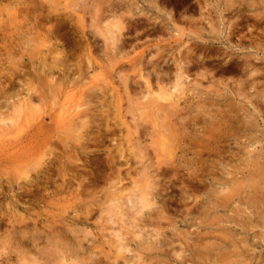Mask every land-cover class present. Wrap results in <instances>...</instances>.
I'll list each match as a JSON object with an SVG mask.
<instances>
[{"label": "rangeland", "instance_id": "374dc122", "mask_svg": "<svg viewBox=\"0 0 264 264\" xmlns=\"http://www.w3.org/2000/svg\"><path fill=\"white\" fill-rule=\"evenodd\" d=\"M0 14V264H264V0H1Z\"/></svg>", "mask_w": 264, "mask_h": 264}, {"label": "bare ground", "instance_id": "6f19581e", "mask_svg": "<svg viewBox=\"0 0 264 264\" xmlns=\"http://www.w3.org/2000/svg\"><path fill=\"white\" fill-rule=\"evenodd\" d=\"M47 1H48V0H47ZM0 2H1V0H0ZM2 2L4 3V1H2ZM14 2H15V1H14ZM18 2H19V1H18ZM227 2H228V1H227ZM22 3H23V2H22ZM35 3H36V2H35ZM233 3H234V2H233ZM25 5H26V4H25ZM39 5H40V4H39ZM18 6H19V5H18ZM28 6H29V5H28ZM40 6H42V5H40ZM21 7H23V6H21ZM29 7L31 8V4H30ZM9 8H10V7H9ZM9 8H8V9H9ZM224 8H225V6H224ZM226 8H227V7H226ZM8 9H7V10H8ZM12 9H15V7L12 8ZM16 9H17V8H16ZM32 9H33V8H32ZM48 9H49V8H48ZM34 10H35V9H33V11H34ZM239 10H240V9H239ZM33 11H32V12H33ZM42 12H43V11H42ZM92 13H93V12H92ZM20 14H21V13H20ZM41 14H42V13H41ZM0 15H1V14H0ZM3 15H4V14H3ZM255 15H256V14H255ZM255 15H254V16H255ZM45 16H46V15H44V17H45ZM5 17H6V16H5ZM15 17H16V16H15ZM44 17L42 16V19H44ZM256 17H257V16H256ZM6 18H7V17H6ZM40 18H41V16H40ZM45 18H46V17H45ZM60 18H61V17H60ZM65 18H66V17H65ZM250 18H251V17H250ZM47 19H48V18H47ZM49 19H50V18H49ZM55 19H56V18H55ZM44 21H45V20H44ZM1 22H3V21H1ZM10 22H11V21H10ZM10 22H9V23H10ZM17 22H18V20H17ZM46 22H47V21H46ZM62 22H63V21H62ZM81 22H82V21H81ZM7 23H8V22H7ZM26 23H27V22H26ZM26 23H25V24H26ZM64 23H65V22H64ZM64 23H63V24H64ZM109 23H110V22H109ZM112 23H113V22H112ZM20 24H21V22H20ZM60 24H61V23H60ZM68 24H69V23H68ZM82 24H83V23H82ZM250 24H251V23H250ZM7 25H8V24H7ZM13 25H14V24H13ZM21 25H23V24H21ZM21 25H20V26H21ZM29 25H30V24H29ZM29 25H27V26H29ZM118 25H121V24H118ZM64 26H65V25H64ZM83 26H84V25H83ZM245 26H246V25H245ZM24 27H25V29H26V26H24ZM36 27H37V26H36ZM100 27H101V25H100ZM108 27H109V26H108ZM119 27H120V26H119ZM7 28H8V27H7ZM20 28H22V27H20ZM20 28H19V30H22V29H20ZM27 28H28V27H27ZM101 28H102V27H101ZM2 29H3V28H2ZM12 29H13V28H12ZM16 29H17V28H16ZM25 29H23V30H25ZM31 29H32V28H31ZM113 29H114V28H113ZM26 30H27V29H26ZM41 30H42V29H41ZM85 30H86V29H85ZM95 30H96V28H95ZM97 30H99V29H97ZM154 30H155V29H154ZM27 31H28V30H27ZM27 31H26V32H27ZM29 31H30V30H29ZM38 31H39V30H38ZM38 31H37V32H38ZM45 31H47V30H45ZM83 31H84V30H83ZM89 31H90V30H89ZM110 31H111V30H110ZM8 32H9V31H8ZM12 32H13V31H12ZM30 32H31V31H30ZM35 32H36V31H35ZM37 32H36V33H37ZM51 32H53V31H51ZM56 32H57V30H56ZM73 32H74V31H73ZM93 32L96 33V31H93ZM106 32H107V31H106ZM106 32H105V33H106ZM31 33H32V32H31ZM48 33H49V32H48ZM53 33H55V31H54ZM18 34H19V33H18ZM33 34H34V33H33ZM50 34H51V33H50ZM107 34H108V33H107ZM112 34H113V33H112ZM20 35H21V34H20ZM24 35H25V34L23 33V36H24ZM45 35H46V34H45ZM53 35H55V34H53ZM56 35H57V34H56ZM56 35H55V36H56ZM77 35H78V34H77ZM83 35H84V33H83ZM87 35H88V34H87ZM23 36H22V37H23ZM38 36H40V35H38ZM49 36H50V35H49ZM55 36H54V38H56ZM78 36H79V35H78ZM96 36H97V35H96ZM102 36H103V35H102ZM25 37H26V36H25ZM47 37H48V34L46 35V38H47ZM87 37L89 38V36H87ZM91 37L93 38V36H91ZM15 38H16V37H15ZM19 38H20V37H19ZM41 38H42V37H41ZM43 38H44V36H43ZM52 38H53V37H52ZM73 38H74V37H73ZM100 38H101V37H100ZM104 38H105V37L103 36V40H104ZM30 39H31V38H30ZM32 39H33V38H32ZM39 39H40V38H38V40H39ZM47 39H48V38H47ZM200 39H202V38H200ZM228 39H229V38H228ZM19 40H20V39H19ZM19 40H18V41H19ZM27 40H28V39H27ZM27 40H26V41H27ZM35 40H36V39H35ZM43 40H44V39H43ZM216 40H217V39H216ZM218 40H219V39H218ZM229 40H230V39H229ZM229 40H228V41H229ZM22 41L24 42V40H22ZM22 41H21V42H22ZM107 41H108V40H107ZM23 42H22V43H23ZM30 42H31V41H30ZM44 42H46V41H44ZM75 42H77V41H75ZM75 42H74V43H75ZM79 42H80V41H79ZM230 42H231V41H230ZM17 43H18V42H17ZM36 43H37V42H36ZM72 43H73V42H72ZM109 43H110V42H109ZM111 43H112V41H111ZM18 44H19V43H18ZM28 44H29V42H28ZM33 44H34V43H33ZM40 44H41V43H40ZM40 44L38 43L37 45L40 46ZM77 44H78V43H77ZM80 44H81V43H79L78 45H80ZM122 44H123V43H122ZM12 45H13V44H12ZM19 45H21V44H19ZM37 45H36V46H37ZM75 45H76V44H75ZM90 45H92V44H90ZM98 45H99V44H98ZM107 45H108V44H107ZM240 45H242V44H240ZM240 45H239V46H240ZM15 46H17V45L15 44ZM22 46H23V45H22ZM28 46H29V45H28ZM41 46H42V45H41ZM80 46H83V45H80ZM80 46H78V47L80 48ZM118 46H119V45H118ZM32 47H33V46H32ZM32 47H31V48H32ZM69 47H70V46H69ZM78 47H77V48H78ZM86 47H88V46H86ZM109 47H110V45H109ZM123 47H124V46H123ZM12 48H13V47H12ZM26 48H27V47H26ZM42 48H43V47H42ZM48 48H49V47H48ZM70 48H71V47H70ZM72 48H73V47H72ZM74 48H76V47H74ZM74 48H73V49H74ZM79 48H78V49H79ZM82 48H83V47H82ZM115 48H116V47H115ZM115 48H114V51H115ZM118 48H120V47H118ZM165 48H166V47H165ZM18 49H19V48H18ZM49 49H50V48H49ZM80 49H81V48H80ZM84 49H85V48H84ZM110 49H111V48H110ZM122 49H123V48H122ZM20 50H22V49H20ZM26 50H27V49H26ZM32 50H33V49H32ZM34 50H36V49H34ZM38 50H39V49H38ZM36 51H37V50H36ZM77 51H80V50H76V52H77ZM81 51H84V50L81 49ZM108 51H110V50H108ZM122 51H123V50H122ZM164 51H165V49H164ZM13 52H14V51H13ZM24 52H25V49H24ZM26 52H28V51H26ZM31 52H32V51H31ZM43 52H44V51H43ZM43 52H42V53H43ZM48 52H49V51H48ZM50 52H51V51H50ZM73 52H74V51H73ZM76 52H74V53H76ZM88 52H90V51H88ZM92 52H93V51H92ZM117 52H118V51H117ZM158 52H159V51H158ZM59 53H60V52H59ZM39 54H40V53H39ZM39 54H38V55H39ZM79 54H80V53H79ZM83 55H84V54H83ZM119 55H120V54H119ZM76 56H77V55H76ZM109 56H110V55H109ZM116 56H117V54H116ZM30 57H31V56H30ZM111 57H112V56H111ZM123 57H124V56H123ZM53 58H54V57H53ZM76 58H77V57H76ZM116 58H117V57H116ZM116 58H115V60L117 61ZM118 58H119V57H118ZM124 58H125V57H124ZM185 58H186V57H184V59H185ZM3 59H4V57H3ZM9 59H10V58H9ZM27 59H28V58H27ZM59 59L61 60V58H59ZM78 59H79V58H78ZM125 59H126V58H125ZM133 59H134V58H133ZM135 59H136V58H135ZM28 60H29V59H28ZM43 60H44V59H43ZM45 60H46V59H45ZM56 60H57V59H56ZM57 61H58V60H57ZM111 61H113V60L111 59L110 62H111ZM116 61H115L114 63H116ZM122 61H123V60H122ZM126 61H128V60H126ZM130 61H131V60H130ZM191 61H192V60H191ZM9 62H11V60H10ZM22 62H23V61H22ZM134 62H136V61L134 60ZM1 63H2V62H1ZM27 63H28V61H27ZM55 63H56V62H55ZM112 63H113V62H112ZM141 63H142V62H141ZM30 64H33V63L30 62ZM30 64H29V65H30ZM45 65H46V64H45ZM53 65H54V64H53ZM74 65H75V64H74ZM89 65H90V64H89ZM117 65H118V64H117ZM129 65H130V64H129ZM32 66H33V65H32ZM131 66H132V65H131ZM10 67H11V64H10ZM48 67H49V66H48ZM50 67H51V66H50ZM53 67H54V66H52V68H53ZM59 67H60V66H59ZM59 67H58V68H59ZM119 67H121V65H120ZM137 67H138V65H137ZM152 67H153V66H152ZM52 68H51V69H52ZM56 68H57V67H56ZM113 68H114V67H113ZM171 68H172V67H171ZM41 69H42V68H41ZM43 69H44V67H43ZM43 69H42V70H43ZM140 69H141V68H140ZM157 69H158V68H157ZM128 70H129V69H128ZM165 70H166V69H165ZM165 70H164V71H165ZM182 70H183V69H182ZM185 70H186V69H185ZM185 70H184V71H185ZM189 70H190V69H189ZM13 71H14V70H13ZM44 71H47V70H44ZM50 71H51V70H50ZM179 71H180V70H179ZM179 71H177V72H179ZM184 71H183V72H184ZM14 72H15V71H14ZM14 72H13V73H14ZM173 72H174V71H173ZM40 73H41V72H40ZM40 73H37V72H36V74H38V76L40 75ZM42 73H43V72H42ZM154 73H155V72H154ZM170 73H171V72H170ZM43 74H44V73H43ZM155 74H156V73H155ZM174 74H176V73L174 72ZM179 74H180V73H179ZM46 75H47V73H46ZM48 75H49V73H48ZM52 75H53V74H52ZM54 75H55V74H54ZM160 75H161V74H160ZM33 76H34V75H33ZM35 76H36V75H35ZM65 76H66V75H65ZM127 76H128V75H127ZM157 76H158V75H157ZM175 76H178V77H179V75H175ZM180 76H181V78H182V75H180ZM5 77H6V76H5ZM5 77H4V78H5ZM9 77H11V76H9ZM36 77H37V76H36ZM41 77H42V76H41ZM44 77H45V75H44ZM44 77H43V79H45ZM120 77H121V76H120ZM122 77H125V75L122 76ZM162 77H163V76H162ZM12 78H14V76H13ZM32 78H33V77H32ZM57 78H59V77H57ZM125 78H126V77H125ZM128 78H129V77H128ZM156 78H157V77H156ZM181 78H180V79H181ZM33 79H34V78H33ZM64 79H65V78H64ZM132 79H133V78H132ZM178 79H179V78H178ZM7 80H8V79H7ZM34 80H35V79H34ZM36 80H37V79H36ZM36 80H35V81H36ZM39 80H40V79H39ZM56 80H58V79H56ZM56 80H55V81H56ZM62 80H63V78H62ZM127 80H129V79H127ZM173 80H174V79H173ZM175 80H176V79H175ZM40 81H41V80H40ZM44 81H45V80H44ZM125 81H126V80H125ZM125 81H124V82H125ZM168 81H169V80H168ZM180 81H181V80H180ZM11 83H12V82H11ZM53 83H54V82H53ZM178 83H179V82H178ZM180 83H181V82H180ZM36 84H39V83H36ZM40 84H41V83H40ZM40 84H39V85H40ZM44 84H45V83H44ZM39 85H38V87H39ZM49 85H50V84H49ZM127 85H128V84H127ZM173 85H174V84H173ZM3 86H4V85H3ZM10 86H11V85H10ZM13 86H14V85H13ZM129 86H130V85H129ZM129 86H128V87H129ZM137 86H138V85H137ZM50 87H51V86H50ZM50 87H49V88H50ZM74 87H75V86H74ZM27 89H28V88H27ZM36 89H37V88H36ZM52 89H53V88H52ZM54 89H55V88H54ZM173 89H174V88H173ZM1 90H2V88H1ZM55 90H56V89H55ZM55 90H54V91H55ZM130 90H131V89H130ZM171 90H172V89H171ZM8 91H10V90L8 89L7 92H8ZM87 91L89 92V90H87ZM167 91H168V90H167ZM50 92H51V89L49 90L48 93H50ZM92 92H95V91H92ZM152 92H153V90H152ZM32 93H33V92H32ZM34 93H35V92H34ZM28 94H29V93H28ZM30 94H31V93H30ZM35 94H36V93H35ZM37 94H38V93H37ZM50 94H51V93H50ZM149 94H150V93H149ZM95 95H96V94H95ZM7 96H8V95H7ZM36 96H37V95H35V97H36ZM7 98H8V97H7ZM27 98H28V97H27ZM37 98H38V97H37ZM52 98H53V97H52ZM153 98H154V97H153ZM0 99H1V98H0ZM46 100H47V99H46ZM152 100H153V99H152ZM155 100H156V99H155ZM40 101H41V100H40ZM47 101H48V100H47ZM156 101H157V100H156ZM42 103H43V102H42ZM174 103H175V102H174ZM43 104H44V103H43ZM79 104H81V103H79ZM30 105H31V104H30ZM85 105H86V104H85ZM41 106H42V104H41ZM81 106H83V105H81ZM81 106L78 105L77 108H79V107H81ZM86 106H87V105H86ZM86 106H84V108H83L84 111L86 110V109H85ZM72 110H74V109H72ZM72 110H71V111H72ZM152 110H153V109H152ZM161 110H162V109H161ZM163 110H164V109H163ZM163 110H162V111H163ZM84 111H83V112H84ZM153 111H154V110H153ZM167 111H168V110H167ZM80 112H81V111H80ZM156 112H157V111H156ZM81 113H82V112H81ZM81 113H80V114H81ZM74 114H75V113H74ZM86 114H87V113H86ZM162 114H163V113H162ZM81 115H84V114L82 113ZM151 115H152V114H151ZM172 115H173V114H172ZM91 116H92V115H91ZM3 117H5V116H3ZM79 117H83V116H80V115H79ZM85 117H87V116H85ZM162 117H163V116H162ZM74 118H75V117H74ZM83 118H84V117H83ZM153 118H154V117H153ZM71 119H72V118H71ZM142 119H143V118H142ZM156 119H157V118H156ZM74 120H75V122H76V119H73V121H74ZM71 121H72V120H71ZM180 121H181V120H180ZM2 122H3V121H2ZM2 122H1V123H2ZM69 122H70V120H69ZM77 122H79V121H77ZM77 122H76V123H77ZM106 122H107V121H106ZM219 122H220V121H219ZM71 123H72V122H71ZM30 124H31V123H30ZM67 124H68V123H67ZM67 124H66V125H67ZM84 124H85V123H84ZM101 124H102V123H101ZM225 124H226V123H225ZM2 125H3V124H2ZM8 125H9V124H8ZM68 125H69V124H68ZM68 125H67V126H68ZM71 125H72V124H71ZM74 125H75V124H74ZM81 125H82V123H81ZM152 125H153V124H152ZM158 125H160V124H158ZM158 125H157V126H158ZM172 125H173V124H172ZM67 126H66V127H67ZM72 126H73V125H72ZM77 126L79 127V125H77ZM219 126H220V125H219ZM85 127H86V126H85ZM137 127H139V126H137ZM225 127H226V126H225ZM38 128H39V127H38ZM73 128H74V127H73ZM83 128H84V127H83ZM140 128H141V127H140ZM207 128H208V127H207ZM220 128H221V126H220ZM84 129H85V128H84ZM217 129H219V127H218ZM70 130H71V129H70ZM72 130H73V129H72ZM77 130H78V128H77ZM77 130H76V131H77ZM165 130H166V129H165ZM64 131L67 132V130H64ZM80 132H81V130H80ZM158 132H159V131H158ZM70 134H71V133H70ZM100 134H101V132H100ZM171 134H172V133H171ZM83 135H84V134H83ZM178 135H179V134H178ZM85 136H86V134H85ZM212 136H213V135H212ZM72 137H73V136H72ZM82 137L84 138V136H82ZM121 137H122V136H121ZM96 138H97V136H96ZM98 138H100V137L98 136ZM167 138H168V137H167ZM177 138H178V137H177ZM212 138H213V137H212ZM214 138H215V137H214ZM214 138H213V139H214ZM61 139H62V137H61ZM67 139H69V138H67ZM84 139H86V138H84ZM171 139H172V138H171ZM175 139H176V138H175ZM175 139H174V140H175ZM19 140H20V139H19ZM70 140H71V137H70ZM86 140H87V139H86ZM86 140H85V141H86ZM89 140H90V139H89ZM201 140H202V139H201ZM22 141H23V140H22ZM35 141H36V140H35ZM62 141H64V140L62 139ZM62 141H61V142H62ZM74 141H75V140H74ZM176 141H177V140H176ZM53 142H55V139H54ZM82 142H83V141H82ZM200 142H201V141H200ZM202 142H203V141H202ZM17 143H18V142H17ZM20 143H21V142H20ZM51 143H52V142H51ZM72 143H73V142H72ZM159 143H160V141H159ZM208 143H209V142H208ZM208 143H207V144H208ZM53 144H55V143H53ZM64 144H65V143H64ZM75 144H77V143H75ZM83 144H84V143H83ZM194 144H195V142H194ZM196 144H197V143H196ZM56 145H57V144H56ZM62 145H63V144H62ZM62 145H61V146H62ZM85 145H86V144H85ZM158 145H159V144H158ZM168 145H169V144H168ZM76 146H77V145H76ZM78 146H80V144H79ZM78 146H77V147H78ZM30 147H31V146H30ZM52 147H53V146H52ZM81 147H83V146H81ZM123 147H124V146H123ZM40 148H41V147H40ZM48 148H49V147H48ZM48 148H47V150H48ZM64 149H65V147H64ZM64 149H63V151H64ZM77 149H78V148H77ZM39 150L41 151V149H39ZM47 150H46V151H47ZM50 150H51V149H50ZM61 150H62V149H61ZM79 150H80V148H79ZM81 150H82V148H81ZM24 151H25V150H24ZM27 151H28V150H27ZM63 151H62V152H63ZM72 151H73V149L71 150V152H72ZM75 151H76V150H75ZM82 151H83V150H82ZM156 151H157V150H156ZM31 152H32V151H31ZM48 152H49V151H48ZM56 152H57V151H56ZM66 152H67V151H66ZM66 152H64V153L66 154ZM68 152H69V151H68ZM77 152H78V151H77ZM77 152H76V153H77ZM157 152H158V151H157ZM160 152H161V151H159L158 153L160 154ZM167 152H168V151H167ZM167 152H166V153H167ZM14 153H15V152H14ZM22 153H23V152H22ZM22 153H21V154H22ZM29 153H30V152H29ZM45 153H46V152H45ZM45 153H44V154H45ZM52 153H53V152H52ZM74 153H75V152H74ZM24 154H25V153H24ZM27 154H28V153H27ZM42 154H43V153H42ZM48 154H50V153H48ZM62 154H63V153H62ZM77 154H78V153H77ZM126 154H127V153H126ZM28 155H30V154H28ZM36 155H37V154H36ZM39 155H40V154H39ZM46 155H47V154H46ZM46 155H44V156H46ZM82 155H83V154H82ZM116 155H117V154H116ZM160 155H161V154H160ZM167 155H168V153H167ZM47 156H48V155H47ZM62 156H63V155H62ZM64 156H65V155H64ZM76 156H77V155H76ZM78 156H79V155H78ZM78 156H77V157H78ZM10 157H12V155H11ZM31 157H32V156H31ZM33 158H34V157H33ZM74 158L76 159V157H74ZM78 158H79V157H78ZM122 158H124V157H122ZM166 158H167V157H166ZM10 159L13 160V158H10ZM31 159H32V158H31ZM63 159H64V158H63ZM79 159H80V158H79ZM117 160H118V159H117ZM29 161H30V160H29ZM65 161H66V160H65ZM73 161H74V160H73ZM148 161H149V160H148ZM18 162H19V161H18ZM25 162H26V161H25ZM42 162H43V161H42ZM11 163H12V162H11ZM13 163H14V162H13ZM74 163H75V162H74ZM102 163H103V162H102ZM114 163H115V162H114ZM28 165H29V164H28ZM56 165H57V164H56ZM150 165H151V164H150ZM34 166H35V165H34ZM66 166H67V165H65V167H66ZM71 166H73V165H71ZM71 166H70V167H71ZM92 166H93V165H92ZM148 166H149V165H148ZM29 167L31 168V166H29ZM50 167H51V166H50ZM58 167H59V166H58ZM257 167H258V166H257ZM30 168H29V169H30ZM35 168H36V166H35ZM68 168H69V167H68ZM71 168H72V167H71ZM143 168H144V167H143ZM56 169H57V168H56ZM109 169H110V168H109ZM149 170H150V169H149ZM54 172H55V171H54ZM158 172H159V171H158ZM60 173H61V172H60ZM89 173H90V172H89ZM159 173H160V172H159ZM153 174H154V173H153ZM255 174H256V173H255ZM255 174H254V175H255ZM257 174H258V173H257ZM54 175H55V174H54ZM158 175H159V174H158ZM188 176H189V174H188ZM194 176H195V175H194ZM140 177H141V176H140ZM196 177H197V176H196ZM49 178H51V177H49ZM49 178H48V179H49ZM68 178H69V177H68ZM88 178H90V177H88ZM154 178H155V177H154ZM194 178H195V177H194ZM72 179H73V178H72ZM157 179H158V178H157ZM188 179H189V177H188ZM197 179H198V178H196V180H197ZM247 179H248V178H247ZM250 179H251V178H250ZM260 179H261V178H260ZM52 180H53V179H51V181H52ZM56 180H57V179H56ZM154 180H155V179H154ZM190 180H191V179H190ZM233 180H234V179H233ZM251 180H252V179H251ZM53 181H54V180H53ZM152 181H153V180H152ZM191 181H193V180H191ZM197 181H198V180H197ZM199 181H201V180H199ZM241 181H242V180H241ZM49 182H50V180H49ZM72 183H73V182H72ZM153 183H155V182H153ZM244 183H245V182H244ZM91 184H92V183H91ZM107 184H108V183H107ZM149 184H151V183H149ZM149 184H148V185H149ZM192 184H193V183H192ZM197 184H198V183H197ZM248 184H250V183H248ZM52 185H55V184H52ZM68 185H70V184H68ZM148 185H147V183H146V186H148ZM238 185H239V184H238ZM257 185H258V184H257ZM92 186H93V185H92ZM191 186H192V185H191ZM233 186H234V185H233ZM53 187H54V186H53ZM58 187L60 188V186H58ZM64 187H66V186H64ZM151 187H152V186H151ZM229 187H230V186H229ZM237 187H238V186H237ZM247 187H249V185H247ZM253 187H256V186L254 185V186H252V188H253ZM55 188H56V187H55ZM68 188H69V187H68ZM87 188H88V187H87ZM232 188H235V187H232ZM252 188H251V190L255 191V189H252ZM148 189H150V188H148ZM153 189H154V187H153ZM235 189H236V188H235ZM243 189H245V188H243ZM27 190H28V189H27ZM56 190H57V188H56ZM150 190H151V189H150ZM150 190H149V191H150ZM233 190H234V189H233ZM248 190H249V189H248ZM257 190H258V189H257ZM202 191H203V189H202ZM231 191H232V190H231ZM235 191L237 192L238 190H235ZM239 191H240V188H239ZM61 192H62V191H61ZM186 192H187V191H186ZM242 192H243V190H242ZM263 192H264V191H263ZM59 193H60V192H59ZM59 193H58V194H59ZM67 193H68V192H67ZM88 193H89V192H88ZM149 193H150V192H149ZM238 193H239V192H238ZM261 193H262V192H261ZM261 193H260L259 195H261ZM55 194H56V193H55ZM229 194H231V192H230ZM249 194H250V193H249ZM252 194H253V192H252ZM252 194H251L250 197H252ZM77 195H78V194H77ZM147 195H148V194H147ZM152 195H153V194H152ZM148 196H149V195H148ZM155 196H156V195H155ZM234 196H236V195H234ZM234 196H233V197H234ZM241 196H242V195H241ZM257 196H258V195H257ZM261 196H262V195H261ZM73 197H74V196H73ZM83 197H84V196H83ZM120 197H121V196H120ZM125 197H126V196H125ZM233 197H232V199H233ZM250 197H249V199H250V201H251L252 198H250ZM263 197H264V196H263ZM263 197L260 198V196H259V198H260L261 200H262ZM126 198H127V197H126ZM126 198H125V199H126ZM145 198H148V197H145ZM153 198H154V197H153ZM224 198H226V197H224ZM244 198H246V197H244ZM259 198L257 197V199H258L259 201H261ZM73 199H74V198H73ZM117 199H118V198H117ZM117 199H116V200H117ZM136 199H137V198H136ZM219 199H220V198H219ZM241 199H242V198H241ZM257 199H256V200H257ZM60 200H61V199H60ZM82 200H83V199H82ZM92 200H93V199H92ZM114 200H115V199H114ZM116 200H115V201H116ZM120 200H121V199H120ZM128 200H129V199H128ZM128 200H127V201H128ZM146 200H147V199H146ZM148 200H149V198H148ZM253 200H254V199H253ZM253 200H252V201H253ZM76 201H77V200H76ZM84 201H85V199H84ZM152 201H153V200H152ZM220 201H221V199H220ZM222 201H225V200H222ZM244 201H245V200H244ZM250 201H248V202H250ZM252 201H251V203H252ZM259 201H258V202H259ZM64 202H65V201H64ZM74 202H75V201H73V203H74ZM82 202H83V201H82ZM120 202H121V201H120ZM123 202H126V201H123ZM148 202H149V201H148ZM232 202H233V201H232ZM241 202H243V201H241ZM258 202L256 203V201H255L256 204H258ZM79 203H80V205H81V202H79ZM83 203H84V202H83ZM111 203L113 204V202H111ZM136 203H137V202H136ZM152 203H153V202H152ZM213 203H214V202H213ZM221 203H222V202H221ZM226 203H227V202H226ZM97 204H98V203H97ZM97 204H96V205H97ZM117 204H118V203H117ZM125 204L127 205V203H125ZM204 204H205V203H204ZM216 204H218V202H217ZM243 204H245V202H244ZM260 204H261V202H260ZM77 205H78V204H77ZM93 205H94V204H93ZM121 205H122V204H121ZM121 205H120V208L122 207ZM139 205H141V204H139ZM145 205H147V203H146ZM148 205H149V204H148ZM148 205H147V206H148ZM150 205H151V204H150ZM150 205H149V206H150ZM223 205H224V204H222V206H223ZM249 205H250V204H249ZM87 206H88V205H87ZM87 206H86V208H87ZM142 206H143V204H142ZM209 206H210V204H209ZM224 206H226V205H224ZM252 206H253V205H252ZM262 206H264V205H262ZM262 206H261V207H262ZM143 207H144V206H143ZM255 207H257V206H255ZM258 207L261 209V207H260L259 205H258ZM125 208H126V207H125ZM156 208H157V207H156ZM197 208H198V207H197ZM224 208H225V207H224ZM104 209H105V208H104ZM116 209H118V208H116ZM123 209H124V208H123ZM136 209H137V208H136ZM144 209H145V207H144ZM151 209H152V208H151ZM252 209H253V208H252ZM114 210H115V209H114ZM126 210H127V208H126ZM140 210H141V208H140ZM149 210H150V209H149ZM154 210H155V209H154ZM88 211H89V210H88ZM91 211H92V210H91ZM101 211H102V210H101ZM120 211H121V210H120ZM120 211H119V212H120ZM124 211H125V209H124ZM124 211H123V212H124ZM151 211H152V210H151ZM89 212H90V211H89ZM121 212H122V211H121ZM125 212H126V211H125ZM141 212H142V211H141ZM148 212H149L148 214L151 213L150 211H148ZM236 212H237V211H236ZM261 212H262V211H261ZM76 213H77V212H76ZM108 213H109V212H108ZM116 213H117V212H116ZM155 213H156V211H155ZM250 213H251V212H250ZM90 214H91V213H90ZM125 214H126V213H125ZM153 214H154V213H153ZM206 214H208V213L206 212ZM234 214L237 216L238 213H235V212H234ZM246 214H248V213H246ZM75 215H76V214H75ZM81 215H82V214H81ZM151 215H152V214H150V216H151ZM157 215H158V214H157ZM235 215H234V217H233L234 219L237 218ZM240 215H241V214H240ZM252 215H253V214H252ZM238 216H239V215H238ZM81 217H82V216H81ZM158 217H159V216H158ZM246 217H247V216H246ZM248 217H249V216H248ZM74 218H77V217H73V219H74ZM205 218H206V216H205ZM205 218H204V219H205ZM229 218H230V217H229ZM233 218H232V219H233ZM238 218H240V217H238ZM79 219H80V218H79ZM83 219H84V218H83ZM83 219H82L81 221H83ZM85 219H86V218H85ZM121 219H122V218H121ZM230 219H231V218H230ZM234 219H233V220H234ZM260 219H261V218H260ZM87 220H88V219H87ZM125 220H126V219H125ZM158 220H159V219H158ZM236 220H237V219H236ZM239 220H240V219H238V221H239ZM246 220H247V219H246ZM246 220H243V221H246ZM56 221H57V220H56ZM123 221H124V220H123ZM123 221H122V222H123ZM141 221H142V220H141ZM238 221H237V222H238ZM241 221H242V219H241L239 222H241ZM243 221H242V222H243ZM53 222H54V221H53ZM72 222H73V221H72ZM85 222H87V221H85ZM218 222H219V221H218ZM233 222H234V221H233ZM55 223H56V222H55ZM79 223H80V221H79ZM116 224H117V223H116ZM237 224H238V225L241 224V228H242V223H237ZM237 224H236V225H237ZM246 224L248 225V223H246ZM220 225H221V224H220ZM234 225H235V224H234ZM238 225H237V226H238ZM243 225H244V224H243ZM17 226H18V225H17ZM122 226H123V225H122ZM53 227H54V226H53ZM123 227H124V226H123ZM235 227H236V226H235ZM238 227H240V226H238ZM249 227H250V226H248L246 229L249 230V229H248ZM51 229H53V228H51ZM56 229H57V228H56ZM71 230H72V229H71ZM243 230L246 231L245 229H243ZM243 230H242V232H243ZM23 231H24V230H23ZM155 231H156V230H155ZM221 231H222V230H221ZM12 233H13V231H12ZM62 233H63V232H62ZM135 234H136V233H135ZM156 234H157V233H156ZM39 235H40V234H39ZM141 235H142V234H141ZM207 235H208V234H207ZM233 235H235V234H233ZM0 236H1V235H0ZM61 236H64V235L61 234ZM114 236H116L115 238H117V233L114 234ZM137 236L140 237L138 234H137ZM259 236H260V235H259ZM261 236H262V235H261ZM138 237H137V238H138ZM224 237H225V236H224ZM244 237H245V236H244ZM61 238H62V237H61ZM64 238H65V237H64ZM79 238H80V237H79ZM238 238H239V237H238ZM66 239H67V237H66ZM143 239H144V238H143ZM226 239H227V238H226ZM260 239H261V238H260ZM55 240H56V239H55ZM62 240H63V239H62ZM117 240H118V238H117ZM145 240H146V239H145ZM221 240H222V239H221ZM241 240H243V238H242ZM11 241H12V240H11ZM58 241H59V240H58ZM63 241H64V240H63ZM66 241H67V240H66ZM68 241H70V240H68ZM162 241H163V240H162ZM222 241H223V240H222ZM222 241H221V242H222ZM225 241H226V240H225ZM239 241H240V240H239ZM262 241H263V240H262ZM32 242H34V241H32ZM70 242H71V241H70ZM141 242H142V241H141ZM163 242H164V241H163ZM242 242H244V241H242ZM67 243H68V242H67ZM74 243L76 244L75 241H74ZM131 243H132V242H131ZM139 243H140V242H139ZM164 243H165V242H164ZM201 243H202V242H201ZM58 244H59V243H58ZM69 244H70V243H69ZM77 244H78V243H77ZM113 244H114V243H113ZM118 244H119V243H118ZM153 244H154V243H153ZM223 244H224V243H223ZM223 244H222V245H223ZM246 244H247V243H246ZM2 245H3V244H2ZM63 245H64V244H63ZM70 245H71V244H70ZM72 245H73V244H72ZM219 245H221V244H219ZM230 245H231V244H230ZM241 245H242V244H241ZM8 246H9V244H8ZM33 246H34V245H33ZM53 246H55V245L53 244ZM53 246H51V247H53ZM60 246H62V245H60ZM123 246H124V245H123ZM155 246H156V244H155ZM236 246H237V244H236ZM238 246H239V245H238ZM62 247H63V246H62ZM64 247H66V246L64 245ZM210 247H211V246H210ZM218 247L220 248V246H218ZM5 248H6V247H5ZM74 248H75V247H74ZM89 248L91 249V247H89ZM98 248H99V247H98ZM129 248H130V247H129ZM238 248H239V247H238ZM17 249H18V248H17ZM27 249H28V248H27ZM36 249H37V247H36ZM45 249H46V248H45ZM53 249H54V247H53ZM61 249H62V248H61ZM65 249H66L65 252H67V247H66ZM75 249H76V248H75ZM93 249H94V248H93ZM127 249H128V248H127ZM142 249H143V248H142ZM47 250H48V249H47ZM49 250L51 251V249H49ZM68 250H69V249H68ZM83 250H84V249H83ZM220 250H221V249H220ZM231 250H232V249H231ZM31 251H32V250H31ZM53 251H54V250H53ZM75 251H76V250H75ZM90 251H92V250H90ZM94 251H95V250H94ZM121 251H122V250H121ZM123 251H124V250H123ZM150 251H151V250H150ZM238 251H239V249H238ZM238 251H237V252H238ZM60 252H61V251H60ZM62 252H63V251H62ZM85 252H86V251H85ZM118 252H119V251H118ZM217 252H219V250H217ZM220 252L223 253L222 250H221ZM239 252H240V251H239ZM40 253H41V252H40ZM42 253H43V252H42ZM50 253H51V252H50ZM96 253H98V252H96ZM222 253H221V254H222ZM14 254H15V253H14ZM21 254H22V253H21ZM35 254H36V253H35ZM70 254H71V253H70ZM9 255H10V254H9ZM42 255H44V254H42ZM92 255H93V254H92ZM103 255H104V254H103ZM237 255H238V254H237ZM69 256H71V255H69ZM80 256H81V255H80ZM90 256H91V255H90ZM93 256H96V255H93ZM93 256H92V257H93ZM194 256H195V255H194ZM13 257H14V256H13ZM40 257H42V256H40ZM50 257H51V256H50ZM67 257H68V256H67ZM84 257H85V256H84ZM93 258L95 259L96 257H93ZM98 258H99V257H98ZM102 258H103V257H102ZM102 258H101V259H102ZM106 258H107V257H106ZM244 258H245V257H244ZM53 259H54V258H53ZM68 259H69V258H68ZM72 259H73V258H72ZM101 259H100V260H101ZM104 259H105V258H104ZM20 260H21V259H20ZM42 260H44V259H42ZM57 260H58V259H57ZM73 260H74V259H73ZM73 260H72V261H73ZM46 261H47V260H46ZM74 261H75V260H74ZM81 261H82V260H81ZM257 261H258V260H257ZM44 262H45V261H44ZM84 262H85V261H83V263H84ZM95 262H96V259H95ZM112 262H113V261H112ZM243 262H244V261H243ZM37 263H38V262H37ZM47 263H48V262H47ZM47 263H46V264H47ZM85 263H86V262H85ZM85 263H84V264H85ZM87 263H88V262H87ZM99 263H100V262H99ZM244 263H245V262H244ZM51 264H52V263H51ZM93 264H94V263H93ZM102 264H103V263H102ZM108 264H109V262H108ZM110 264H111V263H110ZM113 264H114V263H113ZM115 264H116V263H115ZM118 264H119V263H118ZM125 264H126V262H125ZM203 264H204V263H203ZM206 264H207V263H206ZM239 264H241V261H240ZM242 264H243V263H242ZM245 264H246V263H245Z\"/></svg>", "mask_w": 264, "mask_h": 264}]
</instances>
